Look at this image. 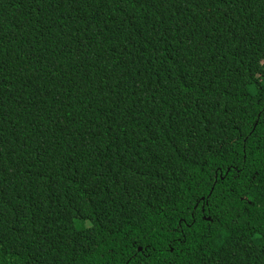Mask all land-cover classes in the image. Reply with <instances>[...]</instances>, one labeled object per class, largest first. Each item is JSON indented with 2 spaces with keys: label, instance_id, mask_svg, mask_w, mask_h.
<instances>
[{
  "label": "trees",
  "instance_id": "1",
  "mask_svg": "<svg viewBox=\"0 0 264 264\" xmlns=\"http://www.w3.org/2000/svg\"><path fill=\"white\" fill-rule=\"evenodd\" d=\"M0 264H264V0H0Z\"/></svg>",
  "mask_w": 264,
  "mask_h": 264
}]
</instances>
